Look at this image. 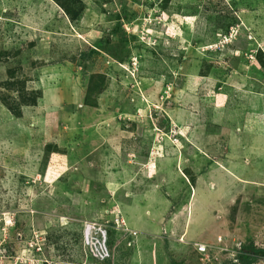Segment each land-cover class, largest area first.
Returning <instances> with one entry per match:
<instances>
[{
    "label": "rangeland",
    "instance_id": "obj_1",
    "mask_svg": "<svg viewBox=\"0 0 264 264\" xmlns=\"http://www.w3.org/2000/svg\"><path fill=\"white\" fill-rule=\"evenodd\" d=\"M58 1L76 19L56 0H0V264H224L264 248V0ZM229 163L236 183H218ZM187 172L204 173L197 189ZM207 180L232 225L188 241L193 200H218Z\"/></svg>",
    "mask_w": 264,
    "mask_h": 264
},
{
    "label": "crops",
    "instance_id": "obj_2",
    "mask_svg": "<svg viewBox=\"0 0 264 264\" xmlns=\"http://www.w3.org/2000/svg\"><path fill=\"white\" fill-rule=\"evenodd\" d=\"M238 152H240V151H238ZM228 156H230V155H228ZM234 165H233V163L232 164L229 163V164H227V167H225V166L219 167L218 166V170L216 171L219 174L218 181H217L218 183H226V182L236 183L235 178L237 177V174H236L237 172L234 171ZM262 166L264 168V164H262ZM259 173H261V175L264 174V170H262ZM186 174L189 175L188 172ZM186 174H184L183 176L180 175L179 177L182 178V181H184L186 179L189 180L191 189L192 188L197 189V186H199V184L197 182V178L202 176L204 173L201 174L200 172H198V174H194L193 177L189 175L190 177L193 178L192 181H190V179L187 178ZM238 179H239V177H238ZM192 182H193V184H192ZM214 184H215V182H214ZM184 185H185V188L188 189V191H189V188L186 187V183ZM192 185H193V187H192ZM205 187L208 189V191H210L212 193V196L216 195L217 196L216 198L218 200L216 199L217 202L214 205H211V204L209 205V203H207V201L208 200L211 201V199L213 197H210L211 199L210 198L201 199V197H197L198 201L193 200L192 204L190 205V214L188 211V213L184 217V219H186V222H187V228H186L185 236L187 234L186 239H189L188 241L200 240L199 235H203L202 239H206V235L211 236V235L215 234V232H217L219 230L221 225H227L226 226L227 228L231 227V225H232V208L235 207L236 205H233L232 208L229 209L230 204L228 205L225 203L226 197H227V200H229V194H223L224 196L221 193L219 194V190L216 188L217 186L216 187L212 186L211 182L208 180L205 183ZM206 188H202L201 191L202 192L205 191V193L208 194ZM248 203H249V200H248V202H243L242 205H246ZM237 205H238V203H237ZM137 208H138L137 212H139L142 216L143 225H146V216L147 215H146L145 205H142L140 203L137 206ZM239 209H242V208H239ZM239 209H237V210L239 211ZM246 209H248V208H246ZM211 219H212V221H211ZM193 226L198 227V229H195L194 232H193ZM197 244H206V243L205 242L195 243V249H197L196 248Z\"/></svg>",
    "mask_w": 264,
    "mask_h": 264
},
{
    "label": "trees",
    "instance_id": "obj_3",
    "mask_svg": "<svg viewBox=\"0 0 264 264\" xmlns=\"http://www.w3.org/2000/svg\"><path fill=\"white\" fill-rule=\"evenodd\" d=\"M56 2L59 3V5L62 7V9L64 10V12L68 15L69 19L73 20L76 19L75 15L72 14V11L69 10V8L66 6L65 3L63 2H59L58 0H56ZM63 3V4H62ZM7 84L10 85H14V82H7ZM7 104V107L10 110H14V108L8 103L5 102ZM18 114V113H16ZM199 254V258L202 257V254ZM264 258V248H258L255 247L253 244H248V245H244L242 247L239 248L237 255H236V261L238 262V264H252L254 262H256L258 259ZM234 261H228L224 264H235ZM237 264V263H236Z\"/></svg>",
    "mask_w": 264,
    "mask_h": 264
},
{
    "label": "built area",
    "instance_id": "obj_4",
    "mask_svg": "<svg viewBox=\"0 0 264 264\" xmlns=\"http://www.w3.org/2000/svg\"><path fill=\"white\" fill-rule=\"evenodd\" d=\"M196 248L197 251L202 254L201 258H203L204 256H208L207 244H197Z\"/></svg>",
    "mask_w": 264,
    "mask_h": 264
}]
</instances>
